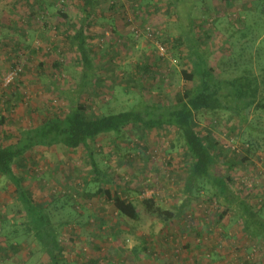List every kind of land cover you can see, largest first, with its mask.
Instances as JSON below:
<instances>
[{
	"label": "rangeland",
	"instance_id": "1",
	"mask_svg": "<svg viewBox=\"0 0 264 264\" xmlns=\"http://www.w3.org/2000/svg\"><path fill=\"white\" fill-rule=\"evenodd\" d=\"M194 1V30L218 77L264 69V0ZM83 2L0 0V145L15 142L21 129L51 114L66 113L73 96L99 115L130 109L142 94L152 104L170 103L186 88L182 70L191 63L179 36L182 21L170 16L166 0H91L88 33L96 74L79 93L81 57L66 34L80 25ZM148 24L158 37L142 31ZM159 42L167 49H159ZM230 116L200 112L196 119L199 130L224 148L221 171L232 177L233 188L262 206L264 215V109L251 107L248 124ZM93 147L100 166L112 173L106 188L138 205L137 220L121 217L105 193L97 192L84 147H37L16 167L32 199L53 214L62 264H257L264 257V240L246 236L236 211L220 216L226 207L210 200L209 186L167 225L147 210V197L175 214L182 206L188 161L174 130L143 135L126 129L97 138ZM2 214L6 230L19 228L23 246L9 250L0 234V264H49L39 240L24 235L22 203L0 175Z\"/></svg>",
	"mask_w": 264,
	"mask_h": 264
},
{
	"label": "trees",
	"instance_id": "2",
	"mask_svg": "<svg viewBox=\"0 0 264 264\" xmlns=\"http://www.w3.org/2000/svg\"><path fill=\"white\" fill-rule=\"evenodd\" d=\"M83 1L80 25L74 30L69 28L66 34L81 57L82 79L79 93L93 81L96 74L88 33L92 15L91 0ZM233 1L235 0H226V3L230 5ZM194 2V0H166L170 16H176L182 21V31L179 36L188 49L187 60L191 63V68L182 70L187 86L174 101L152 104L142 94L139 101L130 109L93 115L79 96H73L70 98L69 110L66 113L51 114L37 125L21 129L15 142L0 145V175L14 185L17 198L22 203L26 215L22 222L24 235L32 233L39 240L48 256L49 264H62L65 259L60 239L61 232L53 220L52 212L43 204L34 201L25 190L22 179L16 173V167L25 159L27 153L37 147L48 148L58 145L72 150L84 147L91 167V179L99 186L97 192L105 193L114 203L121 217L137 220L138 205L130 198H124L119 192L106 188L113 181L112 173L100 166L93 147L97 138L113 133L119 134L126 129L144 135L149 130L169 128L174 130L183 141L184 157L188 163H186L183 186L184 200H181L179 213L175 214L169 209H163L157 205L153 197L144 198L142 201L147 210L161 215L167 225L175 220L176 216L189 210L194 198L204 193L209 186L212 191L210 200L226 207L220 216L226 215L230 210L236 211L246 236L264 240V215L260 208L262 206L255 207L233 188L232 177L221 171V166L225 162L222 160L225 157L224 148L219 147L218 141L211 135H204L199 130L196 119V115L200 112L226 111L239 124H248L251 107L264 109V69L257 74L251 68H245L235 76L218 77L215 67L210 64L211 53L207 54L201 37L194 30L195 20L191 16ZM61 14L67 17L64 12ZM143 29L148 37H158L149 24ZM139 35L140 32L137 36ZM159 45L167 49L160 42ZM232 159L228 160L231 162L228 168L234 165ZM73 209L69 211L71 216L76 208ZM72 220L70 217L62 223ZM7 221L6 216L0 215V234L5 236L9 250L18 252L23 246L20 230L15 226L18 222L14 219L15 228L6 230L2 222Z\"/></svg>",
	"mask_w": 264,
	"mask_h": 264
},
{
	"label": "crops",
	"instance_id": "3",
	"mask_svg": "<svg viewBox=\"0 0 264 264\" xmlns=\"http://www.w3.org/2000/svg\"><path fill=\"white\" fill-rule=\"evenodd\" d=\"M257 264H264V257Z\"/></svg>",
	"mask_w": 264,
	"mask_h": 264
},
{
	"label": "built area",
	"instance_id": "4",
	"mask_svg": "<svg viewBox=\"0 0 264 264\" xmlns=\"http://www.w3.org/2000/svg\"><path fill=\"white\" fill-rule=\"evenodd\" d=\"M159 49H161V50H163V51L165 50L163 46H160ZM231 147H232V146H231ZM233 149H236V148L233 147Z\"/></svg>",
	"mask_w": 264,
	"mask_h": 264
}]
</instances>
